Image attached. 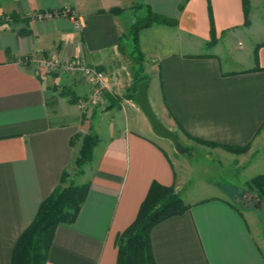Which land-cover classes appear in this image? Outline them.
Masks as SVG:
<instances>
[{"label":"crops","instance_id":"crops-1","mask_svg":"<svg viewBox=\"0 0 264 264\" xmlns=\"http://www.w3.org/2000/svg\"><path fill=\"white\" fill-rule=\"evenodd\" d=\"M249 2L246 26L242 0H0V264H12L16 244L65 171L64 186L70 185L91 128L100 142L75 182L89 187L86 200L74 223L58 225L47 264H117V238L154 182L173 188L189 207L152 228L155 264H264L260 233L249 222L253 212L239 209L224 190L199 198L190 193L188 171L174 159L170 141L152 132L134 101L124 98L93 119L90 111L107 101L105 93L125 94L107 89L95 98L82 72L42 67L46 59H63L120 78L132 46L123 41L139 14L134 6L151 7L176 22L140 34L158 118L218 149L261 146L264 0ZM67 10L77 13L81 30ZM12 14L29 23L3 20ZM212 41L217 45L209 48ZM259 161L252 166L264 174Z\"/></svg>","mask_w":264,"mask_h":264},{"label":"trees","instance_id":"trees-1","mask_svg":"<svg viewBox=\"0 0 264 264\" xmlns=\"http://www.w3.org/2000/svg\"><path fill=\"white\" fill-rule=\"evenodd\" d=\"M242 2L246 17L245 24L247 25L249 24L251 6L249 0H242ZM134 7L139 14L128 33V37L132 39L133 44V51L130 53V57L135 65L140 66L134 69L133 84L127 90V94L123 95L122 98L113 96L108 92L105 93V98L110 103L108 109L119 106L124 98L133 101L135 93L137 92V86L145 80H150V76L143 72L144 55L140 48L141 32L154 25H176L175 21L154 12L151 7L147 6L145 9H143V5ZM112 12L119 14L122 10L114 9ZM3 20L15 23H29V19L16 14L4 17ZM214 42L212 41L211 44ZM189 138L204 145L218 146L213 143ZM99 142V135L91 128L90 132L84 137L80 153L76 158V165L80 168L79 175L84 174L82 167L93 160L94 150ZM222 148L235 153H242L248 149L247 147L239 148L229 146H222ZM68 178L69 174L65 171L61 178V185L41 204L35 220L22 234L16 244L12 264H47L58 225L62 223L72 224L75 222L86 200L89 187L74 183L64 186ZM252 187L258 189L264 198V176L254 178ZM188 209L189 207L185 204L182 197L175 193L173 188H167L154 182L141 205L137 218L117 238V264H155L150 238L152 228L172 216L183 214Z\"/></svg>","mask_w":264,"mask_h":264},{"label":"rangeland","instance_id":"rangeland-1","mask_svg":"<svg viewBox=\"0 0 264 264\" xmlns=\"http://www.w3.org/2000/svg\"><path fill=\"white\" fill-rule=\"evenodd\" d=\"M72 12L75 11L71 10L68 16H73L74 14L77 15V13ZM262 18L264 19V17ZM248 25L249 24H247L246 26ZM128 40L124 39L123 42H130V45H133L132 39L130 37H128ZM216 45L217 41L209 45V48H212ZM242 45L243 43L241 44V46ZM132 51L133 49L131 46L128 51L129 53L126 54V57H129V61L126 60L123 63L121 67L122 73L120 78L115 79L113 74L102 71L106 74L109 89L114 92L127 94L129 85L133 84L134 69L137 67L139 68L140 65H135L132 62L130 57V53ZM46 61H51V59H46ZM61 61L64 60L61 59ZM147 65L148 64L146 63L144 58V74L146 73L145 67H148ZM146 74H150V72ZM105 104L108 105L110 103H108V100H105L104 102H100L98 105L93 106L92 110L90 111L91 117L93 119L109 114L106 112L109 111V106L105 107ZM99 108H103V110L106 112L105 115L104 112H99L97 110ZM124 109L127 110L128 107ZM83 110L85 109L83 108ZM84 115L87 116L86 110L84 111ZM169 129L175 132L180 138L181 147L179 149H176L173 143L170 142L171 153L174 156V159L176 158L177 160H179L178 162L182 163L184 172L188 171V173L185 174V181L187 182L186 189L189 190L192 194H197L198 198L210 197L213 194H218L221 192V190H224L227 194V197H229V199L233 203H235L239 209H250L253 213L249 216V222L251 223L252 229L260 233L258 240L261 248L264 251V198L262 197L258 189L252 187V181L254 178L264 176V174H261L259 170L254 167L256 165L252 166L253 164H255L257 159L260 160L259 162H264V145L260 146L257 142L255 145H252L250 148H248L245 152L235 153L225 148L218 149L215 147H209L201 143H197L190 140L188 137H185L174 127H169ZM207 153L210 154V156H208L210 157L212 162H210L206 158ZM253 156L255 157V160ZM88 164L82 167L84 174ZM251 166L252 168H250ZM247 169L250 170L247 171ZM79 170L80 168L77 167L75 159L70 169V177L74 180H71V183L76 184L80 176H82L78 174ZM245 196H247L246 199ZM252 197H255L258 203L262 206V210L254 209L253 205L247 202V200L251 199Z\"/></svg>","mask_w":264,"mask_h":264},{"label":"water","instance_id":"water-1","mask_svg":"<svg viewBox=\"0 0 264 264\" xmlns=\"http://www.w3.org/2000/svg\"><path fill=\"white\" fill-rule=\"evenodd\" d=\"M149 85V80L141 82L137 86V92L135 93L133 101L147 118L148 122L150 123L152 132L157 137L170 141L171 143H173L176 149H179L181 147L179 136L162 123L151 105L148 96ZM249 203L253 205L254 209L262 210V206L258 203L255 197H252Z\"/></svg>","mask_w":264,"mask_h":264},{"label":"built area","instance_id":"built-area-1","mask_svg":"<svg viewBox=\"0 0 264 264\" xmlns=\"http://www.w3.org/2000/svg\"><path fill=\"white\" fill-rule=\"evenodd\" d=\"M71 10H67L64 12V14L66 16H68V14L70 13ZM75 13V12H72ZM52 16L51 14H38L35 16V18L38 19H42V18H47ZM72 17V19L75 22V28L77 30H81L82 29V23L79 21V17L78 15H73L70 16ZM42 67L45 69H53V68H59L63 71H68V72H82L90 81V83L93 85L94 87V97L97 98L99 95H101L103 92H105L107 89H109V85L107 82V77L106 74L93 68V67H89V66H85V65H80L78 63L75 62H71V61H61L59 59L56 60H51V61H43L42 62ZM81 108L84 107V104L82 103L80 105Z\"/></svg>","mask_w":264,"mask_h":264},{"label":"flooded vegetation","instance_id":"flooded-vegetation-1","mask_svg":"<svg viewBox=\"0 0 264 264\" xmlns=\"http://www.w3.org/2000/svg\"><path fill=\"white\" fill-rule=\"evenodd\" d=\"M247 198V196H245V199ZM247 202L249 203L250 202V199L249 200H247Z\"/></svg>","mask_w":264,"mask_h":264}]
</instances>
